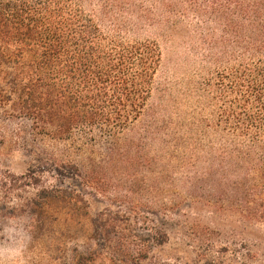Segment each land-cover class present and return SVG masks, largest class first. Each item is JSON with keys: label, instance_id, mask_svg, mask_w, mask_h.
Masks as SVG:
<instances>
[{"label": "trees", "instance_id": "obj_1", "mask_svg": "<svg viewBox=\"0 0 264 264\" xmlns=\"http://www.w3.org/2000/svg\"><path fill=\"white\" fill-rule=\"evenodd\" d=\"M184 21L200 65L193 88L206 103L175 121V100L159 88L161 46L138 33ZM154 95L160 105L151 108ZM0 109L77 150L103 146L100 160L125 162L134 177L188 150L195 180L206 177L227 204L264 224V0H0ZM13 192L16 204L6 200ZM62 200L75 204V190L44 186L32 171L0 176V220L27 221V253L49 221L44 212ZM109 212L90 221L97 249L66 260V245H51L40 263L166 264L148 256L149 245L128 242Z\"/></svg>", "mask_w": 264, "mask_h": 264}, {"label": "rangeland", "instance_id": "obj_2", "mask_svg": "<svg viewBox=\"0 0 264 264\" xmlns=\"http://www.w3.org/2000/svg\"><path fill=\"white\" fill-rule=\"evenodd\" d=\"M188 22L170 24V28L160 23L138 33L156 39L161 46L159 88L175 100L169 109L175 121L184 120V113L191 114L206 103L192 84L200 65ZM207 67L202 64L200 77L206 78ZM160 98L154 95L149 106L160 105ZM104 151L103 146L77 150L68 142L37 134L28 120L0 109V176L32 171L44 186L74 189L77 195L75 204L53 201L44 212L49 221L34 242L32 238L36 257L26 252L30 240L27 221L0 220V264H43L39 255L51 245L65 244L66 260L97 249L88 228L94 214L103 209L110 211L112 222L128 242L149 245L151 259L166 264H264V224L227 204L226 195L212 190L206 177L195 180V160L188 150L170 151L162 162L157 159L147 179L132 176L125 162L103 163ZM66 156L74 162L61 163ZM139 164L145 166L146 161ZM17 194H9L6 200L20 202L22 197ZM160 240L165 242L157 244Z\"/></svg>", "mask_w": 264, "mask_h": 264}]
</instances>
